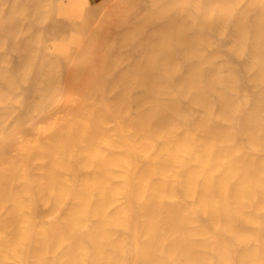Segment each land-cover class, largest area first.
Segmentation results:
<instances>
[{"label": "bare ground", "instance_id": "bare-ground-1", "mask_svg": "<svg viewBox=\"0 0 264 264\" xmlns=\"http://www.w3.org/2000/svg\"><path fill=\"white\" fill-rule=\"evenodd\" d=\"M54 1L0 0V264H264V0L68 3L85 65Z\"/></svg>", "mask_w": 264, "mask_h": 264}, {"label": "rangeland", "instance_id": "rangeland-1", "mask_svg": "<svg viewBox=\"0 0 264 264\" xmlns=\"http://www.w3.org/2000/svg\"><path fill=\"white\" fill-rule=\"evenodd\" d=\"M119 4L122 6L120 10L126 9L128 4L124 2V0H91L90 6L96 5L97 3L102 4L103 16L99 18V22L102 24L113 23V11L114 7ZM75 4L73 8H76L81 11V2L79 0H55L53 11H55V16L57 17H65L71 25L66 29V31L58 34L51 40V45L54 47H59L62 45L65 46H75L76 49H81L84 44H87V51L82 52L78 57L74 58V61L80 65H85L91 61V54L101 52V49L98 47V43L100 38L95 36L94 38L88 37L85 34L84 28V16L77 19L75 22V18L70 15H66L64 7L68 4ZM122 8V9H121ZM58 11H61L63 14H57ZM65 12V13H64ZM74 19V20H73ZM76 24V26H75ZM77 42V43H76ZM89 45V46H88ZM108 45L113 46V36L108 39ZM68 53V52H66ZM68 56H65V60H68Z\"/></svg>", "mask_w": 264, "mask_h": 264}]
</instances>
